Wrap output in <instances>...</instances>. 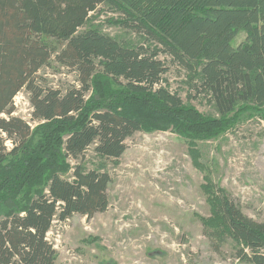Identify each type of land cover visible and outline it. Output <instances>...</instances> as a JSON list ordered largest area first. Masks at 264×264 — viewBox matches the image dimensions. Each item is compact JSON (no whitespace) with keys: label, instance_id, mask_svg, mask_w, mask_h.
Here are the masks:
<instances>
[{"label":"trees","instance_id":"trees-1","mask_svg":"<svg viewBox=\"0 0 264 264\" xmlns=\"http://www.w3.org/2000/svg\"><path fill=\"white\" fill-rule=\"evenodd\" d=\"M100 5L141 40L86 27ZM240 31L247 36L234 46ZM161 55L186 71L190 97L214 113L163 84ZM52 61L76 70L80 83L50 86L39 72ZM23 88L34 127L12 114ZM254 114L264 119V0H0V264H55L54 220L108 208L110 173L84 161L92 145L99 159L117 162L126 139L150 125L171 123L193 142ZM216 188L219 222L207 234L218 244L231 237L239 260L264 264V221Z\"/></svg>","mask_w":264,"mask_h":264},{"label":"rangeland","instance_id":"rangeland-1","mask_svg":"<svg viewBox=\"0 0 264 264\" xmlns=\"http://www.w3.org/2000/svg\"><path fill=\"white\" fill-rule=\"evenodd\" d=\"M92 15L97 19L86 27L96 24L120 39L141 40L109 21L119 13L108 5ZM246 36L240 31L233 45ZM161 58L167 66L163 84L201 112L214 113L206 99L190 97L186 71L170 56ZM39 75L57 88L80 83L76 70L56 61L43 66ZM14 107L13 115L35 126L27 89L16 94ZM150 127L126 139L117 162L99 159L94 145L87 150V165L104 163L111 175L109 206L92 217L76 213L54 220L48 238L57 250L55 264H252L236 257L237 243L231 237L218 244L207 228L218 227L216 186L229 192L245 214L264 221V119L243 116L217 137L193 142L171 123L165 129ZM5 145L11 146L9 140Z\"/></svg>","mask_w":264,"mask_h":264}]
</instances>
